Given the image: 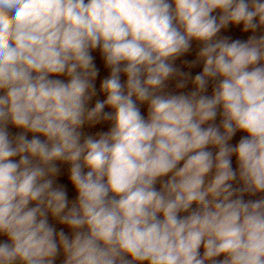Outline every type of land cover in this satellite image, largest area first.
Listing matches in <instances>:
<instances>
[{"label":"clouds","instance_id":"obj_1","mask_svg":"<svg viewBox=\"0 0 264 264\" xmlns=\"http://www.w3.org/2000/svg\"><path fill=\"white\" fill-rule=\"evenodd\" d=\"M61 254L264 264V0H0V264Z\"/></svg>","mask_w":264,"mask_h":264},{"label":"rangeland","instance_id":"obj_2","mask_svg":"<svg viewBox=\"0 0 264 264\" xmlns=\"http://www.w3.org/2000/svg\"><path fill=\"white\" fill-rule=\"evenodd\" d=\"M102 74H104L103 72H102ZM143 110V109H142ZM11 131L13 132V133H15L16 131H18V130H16V129H11ZM241 134L240 133H238L237 134V137L234 139V141H233V143H235L238 139H239V136H240ZM233 166L235 167V161H234V163H233ZM157 187H159V185H157ZM259 198V196H249V195H246L245 196V199L247 200V199H258ZM50 223H52V224H54L58 229H59V225L58 224H56V222L55 221H53L51 218H50ZM66 231H67V229H66ZM63 260V256H62V254L57 258V262H56V264H61V261Z\"/></svg>","mask_w":264,"mask_h":264}]
</instances>
